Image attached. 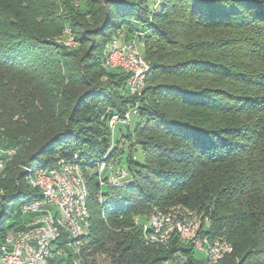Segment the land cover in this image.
I'll return each instance as SVG.
<instances>
[{
  "label": "trees",
  "instance_id": "1",
  "mask_svg": "<svg viewBox=\"0 0 264 264\" xmlns=\"http://www.w3.org/2000/svg\"><path fill=\"white\" fill-rule=\"evenodd\" d=\"M0 0V139L16 154L0 176V232L41 196L24 166L77 153L88 183L90 264H208L174 235L145 243L134 217L182 203L202 216L201 235L232 248L214 264H264V0ZM69 27L77 45L58 41ZM118 29L135 37L150 69L140 121L110 148L109 115L134 97L128 74L103 65ZM127 157L133 180L108 187L101 208L88 168ZM7 208L16 219L4 224ZM106 215L102 217V211Z\"/></svg>",
  "mask_w": 264,
  "mask_h": 264
},
{
  "label": "built area",
  "instance_id": "2",
  "mask_svg": "<svg viewBox=\"0 0 264 264\" xmlns=\"http://www.w3.org/2000/svg\"><path fill=\"white\" fill-rule=\"evenodd\" d=\"M58 41L74 47L77 41L69 27H65ZM103 65L128 74L126 89L134 97L131 106L123 113L112 112L108 118L110 148L120 139H114L117 124L128 127L133 113H138L139 98L145 89V78L150 69L143 57L138 40L126 39L118 29L111 37L109 50ZM16 146H7L0 139V176L7 162L16 154ZM120 156L108 157V153L88 168L97 185L95 199L106 206L109 195L104 187L124 188L133 180L127 167L120 165ZM25 182L37 189L41 196L26 199L19 212L26 216L19 225L0 232V264H90L83 253V246L90 234L91 213L88 207V183L77 153L57 155L50 166H24ZM202 214L196 209L177 203L167 209L156 207L143 217H134V223L142 233L145 243H166L174 235L199 252L208 264L217 263L232 245L225 235L209 237L201 235ZM102 217L106 215L102 211Z\"/></svg>",
  "mask_w": 264,
  "mask_h": 264
},
{
  "label": "rangeland",
  "instance_id": "3",
  "mask_svg": "<svg viewBox=\"0 0 264 264\" xmlns=\"http://www.w3.org/2000/svg\"><path fill=\"white\" fill-rule=\"evenodd\" d=\"M153 3L156 6L158 2H157V0H149V4L150 5H152ZM138 45H139V48L141 49V52H142V45H141V43L139 41H138ZM139 121H140L139 114L133 113L132 116H131V122H130L128 127L123 126L122 124H117L116 127H115V130H114V133H113L114 139H117L119 134L126 135L127 130H129V129L132 131L133 127ZM121 140H122V144H121L120 147H122L123 152H122V159H121L120 165L123 166V167L124 166L126 167V165H127V157L129 156L130 151H132L131 152V156H132L133 160L138 161V162H142L143 161V152L141 150L140 145L135 143V140L132 137V135H131L130 138L124 137ZM2 176H4V173L1 175V177ZM106 189H107V187H104V190H106ZM155 208L151 209L148 213L153 211ZM4 219H5L4 224H7L8 221L16 219V216L14 215L13 209L7 208L5 210Z\"/></svg>",
  "mask_w": 264,
  "mask_h": 264
}]
</instances>
